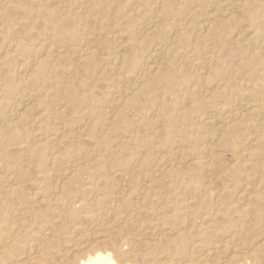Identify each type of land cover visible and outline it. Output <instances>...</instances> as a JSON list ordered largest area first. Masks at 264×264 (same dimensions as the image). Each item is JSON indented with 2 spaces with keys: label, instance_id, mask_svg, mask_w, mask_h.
I'll return each mask as SVG.
<instances>
[{
  "label": "rangeland",
  "instance_id": "374dc122",
  "mask_svg": "<svg viewBox=\"0 0 264 264\" xmlns=\"http://www.w3.org/2000/svg\"><path fill=\"white\" fill-rule=\"evenodd\" d=\"M263 25L264 0H0V264H264Z\"/></svg>",
  "mask_w": 264,
  "mask_h": 264
},
{
  "label": "bare ground",
  "instance_id": "6f19581e",
  "mask_svg": "<svg viewBox=\"0 0 264 264\" xmlns=\"http://www.w3.org/2000/svg\"><path fill=\"white\" fill-rule=\"evenodd\" d=\"M137 5H138V4H137ZM217 5H218V3H217ZM213 6H215V4H214ZM4 7H5V6H4ZM134 7H135V6H134ZM216 7H217V6H216ZM227 9H228V8H227ZM193 10H194V9H193ZM214 10H215V9H214ZM192 12H193V11H192ZM215 12H218V9H217V11L215 10ZM206 13L208 14L209 11H208V12L206 11ZM189 14H190V11H189ZM211 15H212V14H211ZM211 15L209 14V15L205 18V20L202 21V22H204V23H202V24L199 26L200 29H203V31H204V29L208 28V27H209V24L212 22V20H211ZM216 15H217V14H216ZM204 16H205V15H204ZM204 16H203V17H204ZM214 16H215V13H214ZM214 16H213V17H214ZM187 18H188V17H187ZM48 19H49V18H48ZM215 19H216V18H215ZM181 20H182V19H181ZM210 20H211V22H210ZM178 21L180 22V20H178ZM213 21H214V20H213ZM181 22H182V21H181ZM186 22H187V21H186ZM195 22H196V21H195ZM156 23L158 24V22H156ZM200 23H201V22H200ZM213 23H214V22H212L211 24H213ZM152 25H153V24H152ZM177 25H178V24H177ZM179 25L182 26V25H185V23L182 22V24L179 23ZM187 25H188V24H187ZM190 25H191V24H190ZM197 25H198V24H197ZM197 25H196V26H197ZM263 26H264V25H263ZM148 27H149V26H148ZM179 27H180V26H178V30H179ZM183 27H186V26H183ZM143 28H144V27H143ZM144 29H145V28H144ZM201 31H202V30H200V32H201ZM263 31H264V30H263ZM205 32H206V31H205ZM200 34H201V33H200ZM176 36H177V35H176ZM262 36H263V38H264V35H262ZM12 39H13V38H12ZM84 44H85V43H84ZM219 44H220V42H219ZM9 45H10V47H12V48H14V49H18V47L21 46V43H20V41H19V39H18V41H15V40H14V41H11ZM85 45H86V44H85ZM137 45H138V44H137ZM39 46H40V45H39ZM167 46H168V45H167ZM80 49H81V45H80ZM155 49H157V48H155ZM155 49H154V50H155ZM166 49H167V48H166ZM7 50H8V49H7ZM79 51H80V50H79ZM13 52H14V51H13ZM13 52H11V51H6V54H9V53H10V54H11V53L13 54ZM154 52H155V51H154ZM92 53H93V50L90 48V45H89V46L87 45V47H84L83 49H81V51H80V53H79V56H80L81 59H82V58L85 59V58H89V57L92 58V57L90 56ZM115 53H116V52H115ZM156 54H157V53H156ZM208 54H209V53H208ZM115 56H117V55H115ZM115 56H114V57H115ZM3 57H4V56H3ZM149 57H150V56H149ZM149 57H147V58H149ZM207 57H208V56H207ZM13 58H14V57H13ZM32 58H33V56H32ZM52 58H53V57H52ZM115 58H116V57H115ZM115 58H114V59H115ZM147 58H146V60H147ZM156 58H157V57H156ZM156 58H155V60H157ZM208 58H209V57H208ZM210 58H211V57H210ZM26 59H27V58H26ZM34 59H35V58H34ZM55 59H56V58H55ZM78 59H79V58H78ZM149 59H152V58H149ZM205 59H206V58H205ZM31 60H33V59H31ZM88 60H89V59H88ZM159 60H160V59H159ZM35 61H36V60H35ZM157 61H158V60H157ZM36 62H37V61H36ZM145 62H146V63H144V61H143V63H144L143 65H144V67L141 66V67H143V69H144L143 72L145 71V72H144L145 78L143 79L144 81H145V79H146V76H149L148 78H152V77H150L152 74L150 75L149 73H153V72L156 70V69H155V66L151 65V64L148 63L147 61H145ZM151 62H152V61H151ZM153 62H154V61H153ZM155 63H156V62H155ZM155 63H154V64H155ZM41 64H42V63H41ZM44 64H45V63H44ZM33 65H34V64H33ZM33 65H32V66H33ZM158 65H159V64H158ZM158 65H157V66H158ZM160 65H161V64H160ZM32 66H31V67H32ZM53 66H54V65H53ZM115 66L117 67V65H115ZM119 67H120V66H119ZM160 67H161V66H160ZM22 69H23V68H22ZM115 70H116V69H115ZM141 70H142V69H141ZM35 71H36V70H35ZM158 71H159V70H158ZM23 72H24V71H23ZM27 72H28V71H27ZM1 73H2V72H1ZM27 74H28V73H27ZM46 74H47V73H46ZM146 74H147V75H146ZM148 74H149V75H148ZM155 74H156V73H155ZM155 74H153L152 76L154 77ZM19 75H20V74H19ZM137 75H138V74H137ZM140 75H141V74H140ZM140 75H139V76H140ZM142 75H143V73H142ZM139 76H137V77H139ZM19 77H20V76H19ZM46 77H47V76H46ZM140 77H142V76H140ZM162 77H163V76H162ZM162 77H161V78H162ZM165 77H166V76H165ZM165 77H164V78H165ZM43 78H44V77H43ZM136 79H137V78H136ZM138 79H139V78H138ZM20 80H21V79H20ZM27 80H28V79H27ZM30 80H32V79H30ZM17 81H19V80H17ZM135 81H136V80H135ZM141 81H142V80H141ZM138 82H139V81H138ZM134 83H135V82H134ZM140 83H141V82H140ZM37 84H38V83H37ZM132 85H133V84H132ZM137 86H138V85H137ZM133 87H136V86L133 85ZM31 88H32V87H31ZM135 89H137V88H135ZM168 90H169V89H168ZM12 91H14V90H12ZM18 91H19V90H18ZM18 93H19V92H18ZM163 95H164V94H163ZM8 97H10V96H8ZM259 97L261 98L262 96L260 95ZM259 97H258V98H259ZM74 98H75V97H74ZM91 98H92V97H91ZM122 98H123V97H122ZM124 98H125V97H124ZM127 98H128V97H127ZM253 98H254V97H253ZM258 98H257V100H258ZM115 99H116V98H115ZM250 99H251V98H250ZM263 99H264V98H262V100H263ZM117 100H118V99H117ZM126 100H127V99H126ZM255 100H256V99H255ZM257 100H256V101H257ZM262 100H261V101H262ZM124 101H125V100H124ZM253 101H254V100H253ZM258 101H259V100H258ZM17 102H18V101H17ZM17 102H16V103H17ZM181 103H182V102H181ZM59 104H60V103H59ZM110 104H111V102H110ZM110 104H109V105H110ZM249 104H250V103H249ZM262 104H263L262 102H261V105L258 103L259 106H263V107H264V105H262ZM19 105H20V104L18 103V106H19ZM21 105H22V104H21ZM250 105H251V104H250ZM252 105H256V103H255V104H252ZM118 106H119V105H118ZM189 106H190V105H189ZM246 106H247V105H246ZM19 107H20V106H19ZM107 107H109V106H107ZM114 107L116 108V106H114ZM123 107H124V106H123ZM256 107H258V106H256ZM119 108H120V107H119ZM260 108H262V107H260ZM108 109H109V108H108ZM108 109H107V110H108ZM110 109H111V108H110ZM124 109H125V108H124ZM55 110H56V109H55ZM231 111H232V110H231ZM236 111H237V110H236ZM1 112H2V111H1ZM19 112H20V111H19V108H18L17 106L13 105V107H12V109H11V115L14 116V117H17V116L19 117V115H20ZM56 112H57V111H56ZM106 112H107V111H106ZM21 113H22V112H21ZM232 113H234V112H232ZM113 114H116V113H113ZM234 114H235V113H234ZM54 115H55V114H54ZM54 115H53V116H54ZM236 115H237V114H236ZM263 116H264V115H263ZM55 117H56V116H55ZM233 117H234V116H233ZM20 118H21V117H20ZM6 119H8V118H6ZM236 119H237V118H236ZM262 119H263V117H262ZM13 120H14V119H13ZM83 120H84V119H83ZM11 121H12V120H11ZM263 121H264V119H263ZM105 122H106V121H105ZM102 123H103V122H102ZM256 123H257V122H256ZM103 125H105V124H102V126L100 125L101 128L103 127ZM76 126H77V125H76ZM106 126H107V124H106ZM107 127H108V126H107ZM107 127H106V128H107ZM136 128H137V127H136ZM178 129H179V128H178ZM131 138H132V137H131ZM7 140H8V139H7ZM154 140H155V139H154ZM10 142H12V141H10ZM97 143H98V142H97ZM204 147H205V146H204ZM200 149H201V148H200ZM205 149H206V148H205ZM203 150H204V149H203ZM210 150H211V149H210ZM212 150H213V149H212ZM171 151H172V150H171ZM195 151H196V150H195ZM204 151H205V150H204ZM169 152H170V150H169ZM183 152H184V151H183ZM201 152H203V151H201ZM201 152H200V153H201ZM170 153H171V152H170ZM208 154H209V153H208ZM171 155H172V154H171ZM203 155H204V154H203ZM175 156H176V155H175ZM200 156H201V155H200ZM1 157H3V156H1ZM165 157H166V156H165ZM171 157H172V156H171ZM171 157H170V158H171ZM195 157L197 158V156H195ZM204 157H205V156H204ZM53 158H54V157H53ZM84 158H85V157H84ZM174 158H175V157H174ZM46 159H47V158H46ZM89 159H90V158H89ZM175 159H176V158H175ZM177 159H178V157H177ZM198 159H199V158H198ZM161 160H162V159H161ZM167 160H168V159H167ZM167 160H166V161H167ZM203 160H204V158H203ZM162 161H163V160H162ZM172 161H173V160H172ZM174 161H175V160H174ZM198 161H200V159H199ZM115 162H116V161H115ZM163 162H164V161H163ZM73 163H74V162H73ZM159 163H160V162H159ZM166 163H167V162H166ZM170 163H171V162H170ZM205 163H206V162H205ZM26 164H27V163H26ZM161 164H162V163H161ZM206 164H207V165H208V164L211 165L210 163H206ZM72 165H73V164H71L70 166H72ZM201 165H202V164H200V166H201ZM74 167H75V166H74ZM78 167H79V166H78ZM157 167H158V166H157ZM164 167H165V165H164ZM64 168H65V167H64ZM208 168H209V167H208ZM73 169H74V168H73ZM78 169H79V168H78ZM159 169H161V168H159ZM155 170H156V169H155ZM163 170H164V169H163ZM51 171H52V170H51ZM72 171H74V170H72ZM130 173H131V172H130ZM156 173H157V171H156ZM47 174H48V173H47ZM154 174H155V173H154ZM125 175H126V174H125ZM1 177H2V176H1ZM42 177H43V176H42ZM199 177H200V176H199ZM8 180H9V178H8ZM10 180H11V179H10ZM57 180H58V179H57ZM57 180H56V181H57ZM151 180H152V179H151ZM0 181H1V180H0ZM55 184H56V183H55ZM3 185H4V184H3ZM48 186H49V185H48ZM48 186H47V187H48ZM55 186H56V185H55ZM45 188H46V187H45ZM105 188H106V187H105ZM51 189H52V188H51ZM46 190H48V189H46ZM56 191H57V189H56ZM131 191H132V190H131ZM44 192H45V191H44ZM46 192H47V193H45V195L48 194V195H46V196L48 197V201L53 202V198H50L49 196H51V195L54 193V191L52 192V190H48V191H46ZM43 194H44V193H43ZM54 194H55V193H54ZM54 194H53V195H54ZM207 194H208V193H207ZM113 196H114V195H113ZM167 196H168V195H167ZM111 197H112V196H111ZM55 198H56V197H55ZM115 199H116V198H115ZM237 199H238V198H237ZM239 199H240V198H239ZM247 199H248V198H247ZM46 200H47V199H46ZM235 200H236V199H235ZM242 200H244V199L242 198ZM109 201H110V200H109ZM115 201H116V200H115ZM237 201H238V200H237ZM110 202H111V201H110ZM113 202H114V201H113ZM113 202H112V203H113ZM246 202H247V201H246ZM246 202H245V204H246ZM17 203H18V202H17ZM190 203H191V202H190ZM241 203H242V202H241ZM164 204H165V203H164ZM188 204H189V203H188ZM209 204H210V203H209ZM248 204H249V203H248ZM112 205H114V204H112ZM228 205H229V204H228ZM262 205H263V204H262ZM56 206H57V205H56ZM115 206H117V203H116ZM136 206H137V205H136ZM182 206H183V205H182ZM184 206H186V204H185ZM188 206H189V205H188ZM188 206H187V207H188ZM211 206H212V205H211ZM108 207H109V206H108ZM139 207H140V206H139ZM203 207H204V206H203ZM238 207H239V206H238ZM243 207H244V206H243ZM247 207H248V205H247ZM104 208H105V207H104ZM121 208H122V207H121ZM131 208H133V205H132ZM155 208H156V207H155ZM160 208L163 209V207H160ZM160 208H159V209H160ZM188 208H190V207H188ZM191 208H192V206H191ZM211 208H212V207H211ZM95 209H96V208H95ZM95 209L92 208V210H95ZM98 209H99V208H98ZM124 209H125V208H124ZM136 209H138V208H135L134 211H136ZM139 209H140V208H139ZM141 209H142V207H141ZM141 209H140V210H141ZM192 209L197 210L196 208H192ZM243 209H244V208H243ZM246 209H247V208H246ZM85 210H87V208H85ZM104 210H105V209H104ZM153 210H154V209H153ZM155 210H156V209H155ZM157 210H158V209H157ZM164 210H165V209H164ZM211 210H212V209H211ZM239 210H241V209H239ZM247 210H248V209H247ZM54 211H55V210H54ZM54 211H53V212H54ZM56 211H57V210H56ZM61 211H63V210H60V212H61ZM66 211H67V210H66ZM71 211H72V209H71ZM96 211H97V210H96ZM114 211H115V210H114ZM118 211H119V210H118ZM118 211H117V212H118ZM188 211H189V210H188ZM191 211H192V210H191ZM191 211H190V212H191ZM214 211H215V208H214ZM216 211H217V210H216ZM241 211H242V210H241ZM60 212H58V213H60ZM63 212H64V211H63ZM63 212H62V214H63ZM93 212H94V211H93ZM108 212H109V211H108ZM112 212H113V211H112ZM119 212H120V211H119ZM119 212H118V213H119ZM122 212H123V211H122ZM131 212H132V211H131ZM157 212H160V211H157ZM186 212H187V210H186ZM195 212H196V211H195ZM206 212H208V211H206ZM206 212H205V213H206ZM211 212H213V211H211ZM247 212H248V214H249L250 211H247ZM251 212H252V210H251ZM72 213H73V212H72ZM89 213H91V212H88V214H89ZM96 213H97V212H95V214H96ZM105 213H107V212L105 211ZM124 213H125V212H124ZM154 213H155V212H154ZM182 213H183V212H182ZM191 213L194 214V212H191ZM199 213H200V212H199ZM199 213L197 212L198 215H199ZM205 213H204L203 216H205ZM215 213H216V212H215ZM241 213H244V212H241ZM73 214H74V213H73ZM82 214H83V213H82ZM97 214H100V213L98 212ZM116 214H117V213H116ZM136 214L139 215L140 213H139V214L136 213ZM136 214H134V215H136ZM193 214H192V215H193ZM197 214H196V215H197ZM201 214H202V213H201ZM210 214H211V213H210ZM245 214H246V213H245ZM109 215H110V214H109ZM109 215H107V217H108ZM112 215H115V214H112ZM128 215H129V214H128ZM150 215H152V214H150ZM157 215H158V214H157ZM192 215H191V216H192ZM196 215H195V216H196ZM214 215H215V214H214ZM21 216H22V215H21ZM62 216H63V215H62ZM62 216H61V217H62ZM78 216H79V215H78ZM101 216H103V215H101ZM104 216H105V215H104ZM120 216H122V215H120ZM180 216H181V215H180ZM211 216H212V214H211ZM211 216H210V217H211ZM1 217H2V216H1ZM31 217H32V216H31ZM64 217H66V216H64ZM76 217H77V216H76ZM76 217H75V218H76ZM86 217H87V216H86ZM93 217L95 218V216H93ZM151 217H152V216H151ZM151 217H150V218H151ZM164 217H165V216H164ZM184 217H185V216H184ZM200 217H201V216H200ZM44 218H45V217H44ZM78 218H79V217H78ZM97 218H98V217H97ZM99 218H100V217H99ZM112 218H113V217H112ZM123 218H124V217H123ZM132 218H133V217H132ZM135 218H136V217H135ZM152 218H153V217H152ZM179 218H180V217H179ZM186 218H187V217H186ZM186 218H184V220H186ZM192 218H193V217H192ZM208 218H209V217H208ZM260 218H261V217H260ZM62 219H63V217H62ZM80 219H81V218H80ZM104 219L106 220L105 217H104ZM104 219H101V220H104ZM121 219H122V218H121ZM158 219H159V218H158ZM162 219H163V218H162ZM182 219H183V218H182ZM190 219H191V217H190ZM202 219H203V218H202ZM16 220H17V219H16ZM45 220H46V219H45ZM65 220L68 221V219H66V218H65ZM71 220H74V219H71ZM112 220H113V219H112ZM114 220H115V219H114ZM114 220H113V222H114ZM159 220H160V219H159ZM184 220H181V223H182V221H184ZM195 220H198V219L196 218ZM10 221H12V220H10ZM47 221H48V220H47ZM110 221H111V220H110ZM151 221H152V220H151ZM160 221H161V220H160ZM190 221H191V220H190ZM192 221H193V220H192ZM211 221H213V219H212ZM218 221H219V220H218ZM25 222H26V221H25ZM70 222H71V221H70ZM73 222H74V221H73ZM97 222H98V221H97ZM107 222H108V221H107ZM134 222H135V221H134ZM139 222H140V221H139ZM161 222H162V221H161ZM163 222H164V221H163ZM185 222H187V221H185ZM193 222H194V221H193ZM199 222H200V221H199ZM12 223H13V221H12ZM22 223H23V222H22ZM46 223H47V222H46ZM63 223H64V221H63ZM67 223H69V222H67ZM75 223H76V222H75ZM140 223H141V222H140ZM189 223L191 224L192 222H189ZM189 223H188V224H189ZM201 223H202V222H200V227H199V229L201 228ZM16 224H17V223H16ZM19 224H20V223H19ZM73 224H74V223H73ZM94 224H95V223H94ZM97 224H98V223H97ZM97 224H96V226H98ZM112 224H113V223H112ZM124 224H125V222H124ZM154 224H155V223H154ZM154 224H153V225H154ZM164 224H165V223H164ZM166 224H167V223H166ZM183 224H184V223H183ZM186 224H187V223H186ZM198 224H199V223H198ZM260 224H261V225H264V224H262V222H261ZM24 225H26V224H24ZM64 225H66V223H64ZM69 225H70V224H69ZM75 225H76V224H75ZM83 225H85V224L83 223ZM90 225H92V224H90ZM90 225H89V226H90ZM105 225H106V224H104V226H105ZM118 225H119V224H118ZM191 225H192V224H191ZM194 225H195V224H194ZM194 225H193V226H194ZM212 225H213V224H212ZM17 226H22V225H17ZM29 226H30V225H29ZM50 226H51V225H50ZM72 226H74V225H72ZM72 226L70 227V229H72ZM86 226H87V225H85V228H86ZM96 226H95V227H96ZM108 226H109V224H108ZM121 226H122V225H121ZM130 226H131V225H130ZM138 226H139V225H138ZM157 226H160V225L158 224ZM172 226H175V224H172ZM176 226H177V225H176ZM176 226H175V227H176ZM210 226H211V225H210ZM12 227H13V226H12ZM24 227H27V226H24ZM41 227H44V226H42V224H41ZM56 227H57V226H56ZM56 227H55V228H56ZM91 227H92V226H91ZM95 227H94V228H95ZM98 227H99V226H98ZM142 227H143V226H142ZM263 227H264V226H263ZM59 228H61V227L59 226ZM65 228H67V227H65ZM85 228H84V229H85ZM96 228H97V227H96ZM99 228H100V227H99ZM102 228H103V227H102ZM107 228H108V227H107ZM107 228H106V229H107ZM111 228H112V227H111ZM115 228H116V227H115ZM117 228H118V227H117ZM139 228H140V227H139ZM143 228H144V227H143ZM155 228H156V227H155ZM157 228H158V227H157ZM159 228H160V227H159ZM164 228H166V226H165ZM177 228H178V227H177ZM179 228H180V227H179ZM190 228H191V227H190ZM213 228H214V227H213ZM213 228H212V229H213ZM259 228H260V227H258V229H259ZM261 228H262V227H261ZM20 229H21V227H20ZM25 229H26V228H25ZM36 229H38V228H36ZM42 229H43V228H42ZM76 229H77V228H76ZM86 229H90V228H86ZM120 229H122V228H120ZM120 229H119V231H120ZM149 229H150V228H149ZM151 229H152V228H151ZM162 229H163V227H162ZM173 229H174V228H173ZM184 229H185V227H184ZM186 229H187V228H186ZM216 229H217V228H216ZM234 229H235V228H234ZM21 230H22V229H21ZM27 230H28V229H27ZM27 230H26V231H27ZM40 230H41V229H40ZM43 230H45V229H43ZM54 230H55V229H54ZM58 230H59V229H58ZM58 230H57V231H58ZM62 230H63V229H62ZM97 230H98V229H97ZM99 230H100V229H99ZM107 230H108V229H107ZM111 230H112V229H111ZM111 230H110V231H111ZM116 230H117V229H116ZM116 230H115V231H116ZM134 230H135V229H134ZM134 230H133V231H134ZM154 230H155V229H154ZM160 230H161V229H160ZM166 230H167V228H166ZM171 230H172V229H171ZM174 230H175V229H174ZM188 230H191V229H188ZM206 230H207V229H206ZM218 230H219V229H218ZM225 230H228V229H225ZM33 231H34V230H33ZM41 231H42V230H41ZM49 231H50V230H49ZM66 231H67V230H66ZM75 231H76V230H75ZM84 231H86V230H84ZM115 231H114V233H115ZM135 231H136V230H135ZM142 231H143V230H142ZM146 231H147V230H146ZM163 231H165V230H163ZM168 231H169V230H168ZM168 231H167V233H168ZM175 231H176V230H175ZM175 231H174V232H175ZM186 231H187V230H186ZM201 231H204V230H201ZM201 231H200V233H201ZM209 231H210V230H209ZM211 231H212V230H211ZM220 231H221V230H220ZM229 231H230V230H229ZM11 232H12V231H11ZM15 232H16V231H15ZM15 232H14V234H16ZM22 232H23V231H22ZM24 232H25V231H24ZM37 232H38L39 235H40L41 232H39L38 230H37ZM37 232H36V233H37ZM47 232H48V231H47ZM89 232H90V231H89ZM97 232H98V231H97ZM97 232H95V233L97 234ZM102 232H103V231L101 230V233H102ZM143 232H144V231H143ZM151 232H153V231H151ZM172 232H173V231H172ZM172 232H171L170 234H173ZM187 232H188V231H187ZM195 232H196V231H195ZM223 232H224V231H223ZM227 232H228V231H227ZM236 232H237V231H236ZM236 232H235V233H236ZM38 233H37V234H38ZM43 233H44V232H43ZM43 233H41V234H43ZM55 233H56V232H55ZM57 233H58V232H57ZM60 233L62 234V231H61ZM67 233H68V232H67ZM72 233H73V232H72ZM87 233H88V232H87ZM95 233H93V234H95ZM153 233H154V232H153ZM153 233H152V234H153ZM175 233H176V232H175ZM177 233H178V232H177ZM191 233H192V231H191ZM191 233H190V234H191ZM196 233H197V232H196ZM198 233H199V232H198ZM217 233H219V232H217ZM231 233H234V232H231ZM237 233H238V232H237ZM259 233H261V232H259ZM17 234H18V233H17ZM17 234H16V235H17ZM34 234H35V232H34ZM37 234H35V235H37ZM81 234H82V233H81ZM96 234H95V235H96ZM122 234H123V233H122ZM122 234H121L120 236H124V235H122ZM134 234H136V233H134ZM148 234H149V233H148ZM152 234H151V235H152ZM158 234H159V233H158ZM179 234H180V233H179ZM190 234H189V235H190ZM208 234H210V233H208ZM214 234H216V233H214ZM219 234H220V233H219ZM18 235H19V234H18ZM18 235H17V236H18ZM45 235H46V234H45ZM51 235H52V234H51ZM68 235H69V234H68ZM72 235H73V234H72ZM89 235H92V234L89 233ZM144 235H146V233H145ZM154 235H155V234H154ZM156 235H157V234H156ZM165 235H167V234H165ZM173 235H175V234H173ZM197 235H198V234H197ZM211 235H212V234H211ZM216 235H217V234H216ZM216 235H214V236H216ZM226 235H227V234H226ZM235 235H236V234H235ZM14 236H15V235H14ZM17 236H16V237H17ZM33 236H34V235H33ZM55 236H56V235H55ZM57 236H58V235H57ZM65 236H66V235H65ZM77 236H78V235H77ZM79 236H80V235H79ZM92 236H93V235H92ZM99 236H100V235H99ZM103 236H104V235H103ZM137 236H138V235H137ZM140 236H141V235H140ZM142 236H143V235H142ZM160 236H161V235H160ZM160 236H159V238H160ZM162 236H163V235H162ZM168 236H169V235H168ZM187 236H188V235H187ZM187 236H186V238H187ZM194 236H195V237H192V236H191L190 238H191V239L196 238V234H195ZM238 236H239V235H238ZM246 236H247V235H246ZM250 236H251V235H250ZM250 236H249V237H250ZM252 236H253V234H252ZM256 236H257V235H256ZM20 237H21V235H20ZM25 237H26V236H25ZM25 237H24V238H25ZM42 237L44 238L43 235H42ZM45 237H47V236H45ZM67 237H68V236H67ZM81 237H83V236H81ZM124 237H125V236H124ZM132 237H135V236L132 235ZM147 237H148V235H146V238H147ZM151 237H152V236H151ZM155 237H156V236H155ZM169 237H171V235H170ZM198 237H199V235H198ZM201 237H204V236L201 235ZM220 237H221V236H220ZM259 237H260V236H259ZM261 237H262V236H261ZM26 238H27V237H26ZM43 238H41V239H43ZM60 238H61V237H60ZM108 238H109V236H108ZM115 238H116V237H115ZM120 238H121V237H120ZM128 238H129V237H128ZM135 238H137V237H135ZM149 238H150V236H149ZM149 238H148V239H149ZM177 238H178V237H177ZM181 238H182V237H181ZM188 238H189V237H188ZM190 238H189V240H190ZM223 238H224V237H223ZM237 238H238V237H237ZM239 238H240V237H239ZM239 238H238V239H239ZM245 238H246V237H245ZM254 238H255V237H254ZM9 239H10V238H9ZM11 239H12V238H11ZM16 239H17V238H16ZM54 239H55V238H54ZM57 239H59V238H57ZM63 239H64V238H63ZM76 239H77V238H76ZM92 239H93V238H92ZM92 239H91V240H92ZM95 239H97V238H95ZM133 239H134V238H133ZM154 239H155V238H154ZM154 239H151V240H154ZM157 239H158V238H157ZM157 239H156V240H157ZM171 239H172V238H171ZM211 239H212V237H211ZM225 239H226V238H225ZM228 239H229V238H227V241L230 242V240H228ZM238 239H237V240H238ZM255 239H258V238H255ZM13 240H14V239H13ZM38 240H39L38 243H36V244H34V245L31 244L32 246H31L30 248L28 247L29 250H28V256H27V259H26V260H29V262H30V260L39 257L40 254H42V252H44V251L46 250V249H44V251H42V250H43V244H42V243H43V240H40V239H38ZM47 240H48V239H47ZM61 240H62V239H61ZM125 240H126V239H125ZM146 240H147V239H146ZM178 240H179V239H178ZM183 240H185V239L183 238L181 241H183ZM216 240H217V239H216ZM219 240H221V239H219ZM242 240H243V239H242ZM247 240H248V239H247ZM252 240H253V239H251V241H252ZM263 240H264V239H263ZM35 241H36V240H35ZM49 241H50V240H49ZM51 241H52V240H51ZM51 241H50V242H51ZM66 241H67V240H66ZM66 241H65V242H66ZM84 241H85V240H84ZM84 241H81V240H75L74 242H72V243L69 245V248H68L67 250H68L69 252H70V251H73L72 257L74 258L71 264H115V262L113 261L112 257H111L108 253L106 254V253L101 252V251H100V252H98V251H92V252H88V253H85V254H84V253L81 254V253H80V252H81L80 250L82 249V247H83V245H84V243H85ZM86 241H87V240H86ZM98 241H99V240H97L96 242H98ZM126 241H127V240H126ZM147 241H148V240H147ZM157 241H158V240H157ZM161 241H162V240H161ZM176 241H177V240H176ZM176 241H174V242H176ZM185 241H186V240H185ZM233 241H234V240H233ZM243 241H244V240H243ZM249 241H250V240H249ZM5 242H6V241H5ZM20 242H22V241H20ZM23 242H24V241H23ZM32 242H33V241H32ZM61 242H64V241H61ZM129 242H130V241H129ZM154 242H155V241H154ZM177 242H178V241H177ZM177 242H176V243H177ZM186 242H187V241H186ZM196 242H197V241H196ZM198 242H199V241H198ZM217 242H218V241H217ZM219 242H220V241H219ZM219 242H218V243H219ZM222 242L225 243V240H222ZM222 242H221V243H222ZM236 242H237V243H240V242H241V239H240V242H238V241H236ZM9 243H10V242H9ZM48 243H49V242H47V244H48ZM89 243H90V241H89ZM116 243H117V242H116ZM124 243H125V242H124ZM168 243H170V242H168ZM176 243H175V245H176ZM191 243H192V242H191ZM226 243H227V242H226ZM243 243H244V242H243ZM253 243H254V241H253ZM6 244H7V242H6ZM29 244H30V243H29ZM53 244H56V245L58 246L57 243H53ZM86 244H87V243H86ZM91 244H92V243H91ZM91 244H90V245H91ZM102 244H103V243H102ZM113 244H114V243H113ZM127 244H128V243H127ZM208 244H210V243H208ZM228 244H229V243H228ZM244 244H245V243H244ZM4 245H5V244H4ZM13 245H14V244H13ZM50 245H51V244H50ZM93 245H95V242H94V244H92V246H93ZM100 245H101V244H100ZM100 245H99V246H100ZM116 245H117V244H116ZM159 245H160V244H159ZM177 245H178V244H177ZM187 245H188V244H186L185 247H187ZM203 245H204V244H203ZM221 245H222V244H221ZM235 245H236V244H235ZM251 245H252V244H251ZM7 246H8V245H7ZM15 246H16V245H14L13 247H15ZM122 246H123V245H122ZM137 246H138V245H137ZM137 246H136V247H137ZM141 246H143V245H141ZM141 246H140V247H141ZM152 246L154 247V245H152ZM224 246H225V245H224ZM236 246H237V245H236ZM239 246H240V245H238V247H239ZM4 247H5V246H4ZM13 247H12V248H13ZM55 247H56V246H55ZM55 247H53V248H55ZM85 247H86V246H85ZM101 247H102V245H101ZM104 247H105V246H104ZM114 247H115V245H114ZM114 247H113V248H114ZM123 247H124V246H123ZM129 247H130V246H129ZM176 247H177V246H176ZM179 247H180V245H179ZM181 247H182V245H181ZM213 247H214V246H213ZM216 247H217V246H216ZM222 247H223V246H222ZM256 247H258V246H256ZM2 248H3V247H2ZM53 248H51V249H53ZM58 248H60V247H58ZM58 248H57V249H58ZM89 248H90V247H89ZM111 248H112V247H111ZM119 248H120V247H119ZM141 248H142V247H141ZM144 248H145V247H144ZM156 248H157V247H156ZM162 248H163V247H162ZM177 248H178V247H177ZM182 248H183V247H182ZM206 248H208V247H206ZM242 248H244V247H241V249H242ZM251 248H252V246H251ZM0 249H1V248H0ZM101 249H102V248H101ZM106 249H107V248H106ZM124 249H125V248H124ZM130 249H131V248H130ZM137 249H138V248H137ZM154 249H155V248H154ZM159 249H160V248H159ZM159 249H158V250H159ZM167 249H169V248H167ZM167 249H166V250H167ZM183 249H184V248H183ZM186 249H187V248H186ZM214 249H215V248H214ZM220 249H221V248H220ZM222 249H223V248H222ZM236 249H237V248H236ZM15 250H16V249H15ZM23 250H24V249H23ZM23 250H22V251L19 250V251H20V252H23ZM47 250H49V247H48ZM88 250H89V249H88ZM118 250H119V249H118ZM128 250H129V249H127V250L125 249V251H128ZM138 250H140V249H138ZM142 250H143V249H142ZM146 250H148V249H146ZM149 250H150V249H149ZM155 250H157V249H155ZM176 250H178V249H176ZM12 251H14V250H12ZM60 251H61V248H60ZM111 251H112V250H111ZM114 251H115V252H114ZM114 251H113L112 253H115V254H116L117 251H116V250H114ZM130 251H131V250H130ZM182 251H183V250H182ZM210 251H212V250H210ZM214 251H215V250H214ZM235 251H236V250H235ZM235 251H234V253H235ZM239 251H240V250H239ZM245 251H246V250H245ZM249 251H250V250H249ZM249 251H246V252L249 253ZM4 252H7V250H6V251L4 250ZM17 252H18V251H17ZM24 252H25V251H24ZM65 252H66V251H65ZM123 252H124V251H123ZM135 252L137 253L138 251H135ZM149 252H151V251H149ZM149 252H148V253H149ZM160 252H162V251H160ZM167 252H168V251H167ZM174 252H175V251H174ZM174 252H173V253H174ZM177 252H178V251H176V254H177ZM208 252H209V251H207V253H208ZM218 252H220V250H219ZM259 252H260V251H259ZM15 253H16V252H15ZM15 253H14V254H15ZM58 253H60V252H58ZM112 253H111V254H112ZM124 253H125V252H124ZM129 253H130V252H129ZM138 253H139V252H138ZM155 253H156V252H155ZM170 253H172V250H171ZM228 253H229V252H228ZM228 253H227V254H228ZM234 253H233V254H234ZM254 253H255V252H254ZM0 254H2V253H0ZM4 254H5V253L2 254V257H4V256H3ZM20 254H22V253H20ZM48 254H50L51 256H53L52 253H50V251L48 252ZM67 254H68V252H67ZM117 254H118V253H117ZM182 254H183V253H182ZM191 254H192V253H191ZM191 254H190V255H191ZM216 254H217V252H216L214 255H216ZM235 254H237V253H235ZM258 254H260V253H258ZM16 255H17V254H16ZM16 255H15V256H16ZM18 255H19V254H18ZM135 255H136V254H135ZM144 255H145V254H144ZM159 255H160V254H159ZM159 255H158V256H159ZM170 255H172V254H170ZM173 255H174V254H173ZM178 255H179V254H178ZM183 255H184V254H183ZM188 255H189V254H188ZM194 255H195V254H194ZM206 255H207V254H206ZM217 255H218V254H217ZM237 255H238V254H237ZM237 255H236V256H237ZM245 255H246V254H245ZM251 255H252V254H251ZM261 255H262V254H261ZM0 256H1V255H0ZM19 256H20V255H19ZM41 256H42V255H41ZM47 256H48V255H47ZM64 256H65V255H64ZM67 256H68V255H67ZM119 256H120V255H119ZM119 256H118V257H119ZM165 256H166V254H165ZM224 256H225V254H224ZM16 257H17V256H16ZM42 257H43V256H42ZM54 257H55V256H54ZM72 257H71V258H72ZM121 257H123V255H122ZM124 257H125V256H124ZM124 257H123V260L125 259ZM151 257H153V256H151ZM184 257H185V256H184ZM197 257H198V256H197ZM206 257H207V256H206ZM254 257H256V256H254ZM43 258H44V257H43ZM63 258H65V257H63ZM131 258H132V257H131ZM131 258H130V259H131ZM154 258H155V257H154ZM159 258H160V257H159ZM159 258H158V259H159ZM175 258H176V257H175ZM180 258H181V256H180ZM190 258H191V257H190ZM194 258H195V257H194ZM208 258H209V257H208ZM212 258H213V256H212ZM218 258H219V257H218ZM232 258H234V257H232ZM250 258H251V257H250ZM3 259H4V258H3ZM17 259H19V257H17ZM23 259H24V258H22V260H23ZM54 259H55V258H54ZM54 259H53V260H54ZM60 259H61V258H60ZM67 259H68V258H67ZM67 259H66V260H67ZM114 259H115V258H114ZM116 259H117V258H116ZM134 259H135V258H134ZM165 259H166V257H165ZM169 259H170V258H169ZM182 259H183V258H182ZM219 259H220V258H219ZM222 259H223V258H222ZM230 259H231V257H230ZM236 259H237V258H236ZM248 259H249V258H248ZM1 260H2V259H1ZM6 260H10V259H6ZM22 260H20V261H22ZM36 260H37V259H36ZM44 260H45V259H44ZM58 260H59V259H58ZM58 260L55 259V261H57L56 263H58ZM63 260H64V259H63ZM70 260H72V259H70ZM70 260H69V261H70ZM117 260H118V259H117ZM125 260H128V259H125ZM159 260H160V259H159ZM163 260H164V259H163ZM189 260H191V259H189ZM197 260H198V259H197ZM197 260H196L195 262H198V261H199V260H198V261H197ZM206 260H207V259H206ZM216 260H217V259H216ZM224 260H225V258H224ZM238 260H239V259H238ZM243 260H244V259H242V262H243ZM42 261H43V260H42ZM121 261H122V260H121ZM156 261H157V260H156ZM164 261H165V260H164ZM180 261H181V260H180ZM180 261H179V262H180ZM247 261H248V260H247ZM255 261H256V260H255ZM255 261H254V263L257 262V261L255 262ZM0 262H4V261H0ZM7 262H8V261H7ZM18 262H19V261H18ZM32 262H33V261H32ZM39 262H40V261H39ZM39 262H38L37 264H39ZM61 262H62V261H61ZM117 262H118V261H117ZM117 262H116V263H117ZM129 262H130V261H129ZM129 262H128V263H129ZM133 262H134V261H133ZM133 262H132V263H133ZM147 262H148V261H146L145 264H147ZM149 262H150V261H149ZM149 262H148V263H149ZM176 262H177V261H176ZM179 262H178V263H179ZM190 262H191V261H190ZM206 262H207V261H206ZM222 262H223V261H222ZM250 262H251V261H249L248 264H250ZM12 263H13V262H12ZM12 263H11V264H12ZM19 263H20V262H19ZM22 263H23V262H22ZM47 263H48V262H47ZM63 263H64V261H63ZM124 263L127 264L126 262H124ZM134 263H135V262H134ZM150 263H152V262H150ZM164 263H165V262H164ZM180 263H181V262H180ZM204 263H205V262H204ZM225 263H227V262H225ZM238 263H239V262H238ZM252 263H253V262H252ZM24 264H26V263H24ZM41 264H42V263H41ZM50 264H51V263H50ZM58 264H59V263H58ZM130 264H131V263H130ZM161 264H163V263H161ZM172 264H174V263H172ZM196 264H197V263H196ZM231 264H233V263H231Z\"/></svg>",
  "mask_w": 264,
  "mask_h": 264
}]
</instances>
